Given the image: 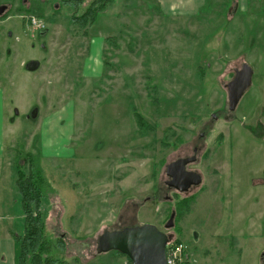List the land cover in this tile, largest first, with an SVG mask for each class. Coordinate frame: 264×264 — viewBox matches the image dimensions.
Wrapping results in <instances>:
<instances>
[{
  "label": "rangeland",
  "instance_id": "1",
  "mask_svg": "<svg viewBox=\"0 0 264 264\" xmlns=\"http://www.w3.org/2000/svg\"><path fill=\"white\" fill-rule=\"evenodd\" d=\"M68 2L0 0V237L23 238L17 170L39 166L56 264H133L98 254L97 237L145 223L185 242L195 264H263L261 0ZM245 62L253 84L231 111L227 83ZM194 146L202 184L175 191L166 166Z\"/></svg>",
  "mask_w": 264,
  "mask_h": 264
},
{
  "label": "water",
  "instance_id": "2",
  "mask_svg": "<svg viewBox=\"0 0 264 264\" xmlns=\"http://www.w3.org/2000/svg\"><path fill=\"white\" fill-rule=\"evenodd\" d=\"M5 5L0 6V14L6 10ZM42 47L45 48V45ZM41 66L39 60H31L26 69L36 71ZM254 70L248 63H243L241 69H236L234 78L227 83L229 109L235 111L245 93L253 84ZM19 111L16 109V114ZM39 109L35 107L32 118L38 116ZM196 160V156L181 157L168 164L167 174L172 178L168 184L188 192L192 187L202 183V175L196 171L187 170V165ZM175 215L172 214V219ZM173 222L167 225L171 227ZM172 237L159 229L153 223L126 226L122 229H104L97 237L96 251L98 254L118 251L127 255L133 264H168L166 246Z\"/></svg>",
  "mask_w": 264,
  "mask_h": 264
},
{
  "label": "trees",
  "instance_id": "3",
  "mask_svg": "<svg viewBox=\"0 0 264 264\" xmlns=\"http://www.w3.org/2000/svg\"><path fill=\"white\" fill-rule=\"evenodd\" d=\"M91 6L85 12L86 16L87 14L92 16L94 11L106 10L104 3L100 6L101 9L98 8L97 10L94 8V5ZM38 135L36 134V137ZM33 149H36V145L33 146ZM42 174L43 171L39 166L32 167L30 169V176L28 177L25 176L26 174L22 170H17L16 181L22 200L21 206L25 215L24 236L23 238L17 235L14 237L21 247L20 264H22V260H24L23 264H56V261L52 257L44 255V252L49 250L45 248L49 246V243L48 239H46L44 222L41 219L42 215L40 211L45 183Z\"/></svg>",
  "mask_w": 264,
  "mask_h": 264
},
{
  "label": "crops",
  "instance_id": "4",
  "mask_svg": "<svg viewBox=\"0 0 264 264\" xmlns=\"http://www.w3.org/2000/svg\"><path fill=\"white\" fill-rule=\"evenodd\" d=\"M203 1V2H202ZM206 3V0H200V5ZM199 6L195 9L197 12H199ZM260 9H262V14L264 15V0H261V6ZM260 16V13H258ZM4 146L2 143V146L0 147V157L4 156ZM44 148V147H43ZM3 158V157H2ZM1 158V163L4 165V159ZM17 185V184H16ZM14 196H12V199H9V204H12L13 209H17V207L14 205ZM11 202V203H10ZM15 213L17 214L18 211L15 210ZM10 217V216H9ZM13 233V234H12ZM16 233L13 232L11 228H7L6 233L2 234L0 237V264H18V252H17V241L15 240Z\"/></svg>",
  "mask_w": 264,
  "mask_h": 264
},
{
  "label": "built area",
  "instance_id": "5",
  "mask_svg": "<svg viewBox=\"0 0 264 264\" xmlns=\"http://www.w3.org/2000/svg\"><path fill=\"white\" fill-rule=\"evenodd\" d=\"M189 246L183 241H175L173 238L166 246V258L168 264H195L191 256Z\"/></svg>",
  "mask_w": 264,
  "mask_h": 264
},
{
  "label": "flooded vegetation",
  "instance_id": "6",
  "mask_svg": "<svg viewBox=\"0 0 264 264\" xmlns=\"http://www.w3.org/2000/svg\"><path fill=\"white\" fill-rule=\"evenodd\" d=\"M68 1V0H67ZM74 2H76V0H70V2H68V3H74ZM3 6V5H2ZM6 9H7V7H6ZM6 11V10H5ZM4 11V12H5ZM3 12V13H4ZM2 13V14H3ZM236 69L237 68H235V71H234V75L233 76H235V74H236ZM234 78V77H233ZM202 135H203V133H202ZM198 152H199V148H198V146H194L193 147V154H191V155H188V156H183V157H191V156H196V160L194 161V162H191V163H189L188 165H187V170H192V171H196V172H200V171H198V170H195V169H191V168H189V165L190 164H194V163H197V161H198V159H199V157H198ZM167 167H168V165L166 166V175H167V177H168V179H166V185L168 186V187H170L171 189H174L175 191H178V192H181L179 189H177V188H175V187H173V186H171V185H169L168 184V182L172 179L168 174H167ZM202 180H203V177H202ZM202 184V183H201ZM199 186V185H198ZM196 187V186H195ZM193 188V187H192ZM189 192V191H188ZM182 193V192H181ZM185 193H187V192H185ZM61 237H64V234L61 236ZM263 264H264V260H263Z\"/></svg>",
  "mask_w": 264,
  "mask_h": 264
}]
</instances>
